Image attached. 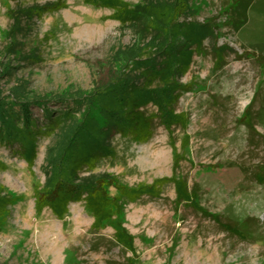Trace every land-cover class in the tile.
Here are the masks:
<instances>
[{"label":"rangeland","instance_id":"1","mask_svg":"<svg viewBox=\"0 0 264 264\" xmlns=\"http://www.w3.org/2000/svg\"><path fill=\"white\" fill-rule=\"evenodd\" d=\"M58 1L0 0V264H84L93 247L117 264H264V32L231 28L233 0H186L180 21L208 24L213 37L179 79L189 90L176 106L184 129L159 126L142 144L113 136L106 145L114 154L79 170L70 187L57 164L84 114L99 116L91 95L119 78L148 84L123 57H156L159 41L84 0L21 16ZM220 47L228 50L217 70ZM174 175L187 180L191 202L177 204L170 184L157 198L104 208L103 194L85 187L103 181L117 199L116 185L134 189ZM119 224L133 250L118 238Z\"/></svg>","mask_w":264,"mask_h":264},{"label":"trees","instance_id":"2","mask_svg":"<svg viewBox=\"0 0 264 264\" xmlns=\"http://www.w3.org/2000/svg\"><path fill=\"white\" fill-rule=\"evenodd\" d=\"M84 1L94 7L113 10V18L122 24H139L144 31H151L159 41V52L158 56L146 59L140 54H127L123 57L126 64L141 71V77L148 84L141 86L130 78H119L91 95L92 107L99 110V116L92 117L89 110L84 114L81 125L57 164L61 184L70 187L72 178L79 170L87 166L93 167L99 160L114 154L106 145L107 140L113 136L120 135L142 144L153 139L159 126L167 132H172L174 128L184 129L186 120L176 112V106L182 95L189 90L179 79L188 73L193 58L203 53L204 42L213 37V31L208 24L180 21L188 10L186 0H176L173 4L162 2L136 7L120 0ZM66 7V0H59L51 5L23 10L21 16L45 15ZM229 21L231 28L238 33L264 32V0H233ZM227 50V47L215 48L217 70L225 67ZM156 81L162 86L150 88ZM149 106L155 107V112H149ZM23 112L27 118L30 116L26 104L23 105ZM259 178L264 188V166ZM102 184L103 181L98 180L93 186L85 187L103 194L104 208H118L119 200L130 204L143 197L157 198L163 187L170 184L175 187L177 204L192 201L187 180L176 175L156 181L151 186L134 189L116 185L119 192L117 199H109ZM4 204V200L0 199V209L4 210ZM116 229L121 243L133 250L132 236L121 224Z\"/></svg>","mask_w":264,"mask_h":264},{"label":"bare ground","instance_id":"3","mask_svg":"<svg viewBox=\"0 0 264 264\" xmlns=\"http://www.w3.org/2000/svg\"><path fill=\"white\" fill-rule=\"evenodd\" d=\"M14 154H18V152H14ZM52 249H55V245L52 247ZM95 247H93L91 250L87 252H83L81 255L82 258H84V264H117L115 262H112L111 259H99L96 255Z\"/></svg>","mask_w":264,"mask_h":264}]
</instances>
